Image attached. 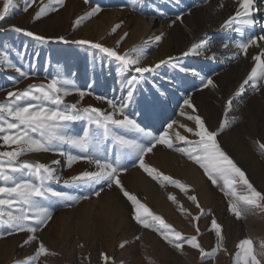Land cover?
I'll list each match as a JSON object with an SVG mask.
<instances>
[{
	"label": "rangeland",
	"instance_id": "1",
	"mask_svg": "<svg viewBox=\"0 0 264 264\" xmlns=\"http://www.w3.org/2000/svg\"><path fill=\"white\" fill-rule=\"evenodd\" d=\"M48 3L49 0H35L25 11V0H13L8 14L0 20V102H5L9 91L24 90L30 84H47L57 78L67 89V95L62 97L63 105L91 106L122 119L118 109L121 103H126L124 115L154 136L167 132L166 138L174 148L157 144L145 154L144 162L156 170L153 175L157 179H153L139 167L138 160L123 155L130 149H121L111 136L102 138L101 154L110 159H115L118 153L122 156L127 170L120 172L119 178L124 189L183 238L197 236V242L207 253L218 243L211 228L215 218L221 225L222 247L214 256L202 258L199 249H193L181 239L183 248L177 250L159 232L143 227L134 219V206L115 184L111 188L103 185L100 196H96L93 193L100 190V185L72 179L84 171H96L95 164L79 160L69 167L66 156L40 151L27 152L18 161L39 162L54 168L58 179L48 180L46 186L80 199L67 200L51 194L41 198L52 212L51 220L35 233L25 230L0 238V264H235L237 245L245 238L253 241L254 251L264 264L261 247L264 211L244 204L238 197L226 196L222 178L217 177V184H213L198 164L175 150V147H190L176 139L177 135L190 141L199 139L194 131L187 130L197 128L188 116L199 115L209 131L218 133L216 140L221 150L245 172L253 187L264 194V149L260 148L264 143V81L256 82L255 88L250 81L240 90L257 63L253 57L264 52V40L259 39L264 35V0H254L256 23L245 27L242 33L233 30L235 25L225 26V21L237 11L239 0H89L88 3L65 0L56 11L35 19L40 7ZM2 4L0 0V8ZM96 5L102 9L98 14L75 23ZM178 16L182 19L178 20ZM117 24L120 27L113 32ZM14 27L26 31L17 32ZM28 31L47 39L36 40L26 35ZM125 33L128 35L121 40ZM161 34L159 42L152 40ZM248 36L256 37V43L245 52L237 45ZM81 40L92 43H77ZM201 41H206L207 46L198 54L184 55L194 43ZM95 43L120 54L134 47L143 48L142 67L154 66L168 57L174 60L143 75L121 71V62L95 48ZM134 77L137 81L134 96L127 101L128 81ZM209 77L215 87L203 86ZM65 80L71 83L65 84ZM186 99L191 106L184 104ZM107 100H112L116 109ZM86 126L96 131L95 125H88L86 120L69 124L74 135L82 134ZM112 128L118 134L127 131ZM128 138L139 143L149 139L135 132ZM15 147L0 140V151ZM61 151L81 154L79 149L67 144L62 145ZM89 153L94 154V150L90 148ZM164 176L186 188L181 190L164 180ZM235 187L238 195L247 194L245 187ZM170 194L175 196V201L169 199ZM190 196L197 198L199 208ZM230 201L239 208V218L230 210ZM195 216L199 220H193ZM30 236L35 239L25 244ZM41 243L48 252L32 261ZM104 256L109 259L105 260Z\"/></svg>",
	"mask_w": 264,
	"mask_h": 264
},
{
	"label": "snow or ice",
	"instance_id": "2",
	"mask_svg": "<svg viewBox=\"0 0 264 264\" xmlns=\"http://www.w3.org/2000/svg\"><path fill=\"white\" fill-rule=\"evenodd\" d=\"M89 0H85L88 3ZM13 0H3L2 8H0V20H3L8 14ZM35 0H25V11L28 10ZM65 0H49V3L40 7L36 12L35 19H39L50 11H56L58 7L63 6ZM102 9L96 5L90 9L84 16L78 17L76 24L81 23L85 18L98 14ZM254 0H239V7L232 17L225 21L226 27H234V31L242 33L245 27L252 26L256 23L253 18ZM182 19L181 16L177 17ZM120 27L119 24L114 25L112 31ZM17 32H25L21 28H15ZM26 35L34 37L36 40L44 41L47 38L39 36L33 32H26ZM128 33L121 37L124 39ZM163 34L152 38L153 41L159 42ZM63 40V37H59ZM264 40V35L259 37ZM80 44H89L91 41H77ZM120 41H117L119 44ZM256 43V37L248 36L241 40L237 47L245 51L251 44ZM93 46L101 49L108 56L114 57L121 62V71H134L137 74L143 75L150 73L161 65L172 63L174 58L168 57L166 60L159 61L154 66H140V61L145 56V50L140 47H134L124 54L118 53L116 50L104 47L100 43H95ZM207 46L206 41L194 43L184 55L189 53H199L200 49ZM227 46V45H225ZM133 54H135L133 56ZM264 52L253 57L257 62L251 69L249 76L240 85V90H243L249 82L252 87H256V82L264 81V60H262ZM14 67V65H13ZM19 71V69H17ZM193 74H196L193 70ZM26 76V73H22ZM65 84L71 81H64ZM137 81L135 77L128 81L129 90L127 91L126 100L131 101L134 96V86ZM212 85L215 87L212 79L207 78V83L203 86ZM67 95V89L61 86V81L53 78L47 84H30L26 89L20 91H9L5 102H0V140L4 145H16L11 151H0V238L12 235L17 232L27 231L35 233L38 229L46 226L52 218V212L49 207L44 206V201L49 194L51 196L60 197L67 200H79L80 197L70 196L68 193L55 192L51 187L46 186V182L51 179H58L55 176V169L39 162H19L18 157L27 152H56L67 157V164L70 167L73 162L86 160L89 163L95 164L96 171H84L72 179L76 182L85 184L100 185V190L93 194L100 196L103 191V185L109 188L115 184L120 188L123 196L126 197L135 208L134 219L145 228H152L160 233V235L177 250L183 248V244L179 243L181 239L193 249H199L201 257L214 256L216 250L222 247L223 236L221 233V225L213 218L211 228L215 230L218 237L216 248L211 253L205 250L197 242V236L193 235L188 238H183L182 234L175 231L170 224H167L164 219L154 214L146 205L141 203L139 199L132 193L124 189L119 174L126 171V167L122 163V156L118 153L115 159H110L107 155L100 153L101 139L111 136L121 149H130V152L124 153L125 156H131L139 161V167L143 169L153 179H157L153 173L156 171L144 162L146 153H150L157 144L165 145L169 149L174 148L171 140L167 139V132L154 136L152 132L141 127L136 120L124 115L126 103H121L119 111L123 116L122 119L114 118L113 113H104L101 109L95 107L78 108L76 104L63 105L62 97ZM84 95L83 92L80 93ZM10 98V99H8ZM99 99H106L100 97ZM107 103L116 109V104L112 100H107ZM228 105H231L229 100ZM184 104L191 106L190 100H185ZM63 105V106H62ZM183 115V113H182ZM188 119L194 121L197 128L193 130L187 129L189 132L194 131V135L199 139L195 141L188 140L185 136L177 135L176 139L190 145L188 148L175 147L177 152L186 155L190 160L198 164L212 181L217 184V177L223 179L224 194L238 197V199L248 206L260 208L264 211V194L258 192L247 179L245 172L242 171L233 160L221 150L216 137L217 132L209 131L205 122L199 115H190ZM86 120L88 125H95L96 131L90 127H84L82 134H71L69 127L70 122ZM112 126L127 130L125 134H118L113 131ZM183 127V125H181ZM223 124L221 130L223 129ZM169 128L172 124L168 125ZM102 130V133L99 131ZM141 133L144 137H148L144 143H139L135 139H129L128 135ZM71 145L80 150V155H71L61 151L62 145ZM195 145V147H191ZM94 150V154L89 153V149ZM260 148L264 149V143L260 144ZM199 153V154H197ZM59 161H52V164H58ZM135 166V165H133ZM164 180L178 186L181 190L186 188V185L179 181L172 180L171 177L164 176ZM236 185L246 188L247 194L238 195ZM169 199L175 201V196L169 195ZM190 200L196 202L199 208V203L195 196H190ZM229 208L235 213L237 218L241 216V212L235 203L229 202ZM203 215V210H201ZM199 216L192 217L193 220H199ZM199 233V228L197 227ZM35 239L30 236L24 243L28 244ZM123 247V244L121 245ZM264 248V244L261 245ZM235 264H262L258 259V254L254 251L253 241L245 238L237 245ZM48 250L43 243L39 245L35 255L31 257L35 261L41 254H46ZM264 254V253H262ZM107 260L109 257L104 256ZM19 264V262H17Z\"/></svg>",
	"mask_w": 264,
	"mask_h": 264
},
{
	"label": "bare ground",
	"instance_id": "3",
	"mask_svg": "<svg viewBox=\"0 0 264 264\" xmlns=\"http://www.w3.org/2000/svg\"><path fill=\"white\" fill-rule=\"evenodd\" d=\"M144 22V21H143ZM146 23V22H145ZM148 26V24H146V27ZM147 29V28H146Z\"/></svg>",
	"mask_w": 264,
	"mask_h": 264
}]
</instances>
